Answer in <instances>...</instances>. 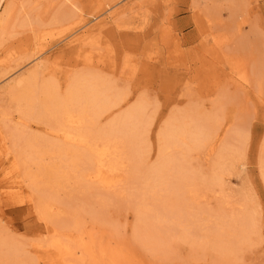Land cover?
<instances>
[{
    "label": "rangeland",
    "instance_id": "374dc122",
    "mask_svg": "<svg viewBox=\"0 0 264 264\" xmlns=\"http://www.w3.org/2000/svg\"><path fill=\"white\" fill-rule=\"evenodd\" d=\"M85 80L112 103L95 122L87 114L95 133L142 110V154L119 141L104 181L92 178L89 149L62 158L46 111V84L60 101ZM172 122L201 127L205 139L187 154L166 149L176 161L153 181ZM55 243L74 255L62 261ZM109 257L264 264V0L0 4V264Z\"/></svg>",
    "mask_w": 264,
    "mask_h": 264
},
{
    "label": "bare ground",
    "instance_id": "6f19581e",
    "mask_svg": "<svg viewBox=\"0 0 264 264\" xmlns=\"http://www.w3.org/2000/svg\"><path fill=\"white\" fill-rule=\"evenodd\" d=\"M2 1L3 0H0V4L2 3ZM30 85L28 84L26 85V87L28 86L30 88ZM82 85L83 87H81L80 85L79 87L73 88L71 91L68 92L66 96L62 97L60 101L58 100L56 101L57 94L56 96H54L51 85L46 84L43 87V93L47 94L48 96L47 99L50 102L48 101L49 104L47 105V108L45 106V108L47 109L45 110L48 112H53L57 116L56 130L59 133L62 132L61 134H58V135L60 136V140L63 141V144L57 145V147H58L59 154L62 155V158L67 156L69 152H72L75 156H78L81 148L89 149L88 150L89 159L92 160V163H94V167L97 168L96 173L95 175L92 176V178L97 179L98 181H104L105 178L107 177V174H110L108 172H112L114 170L116 171L115 169L116 166L114 163L110 162L107 164L104 161L105 156L108 155L110 151H113V152L117 151L116 145L118 144L119 141H124L128 144L130 151L134 158L142 154L143 149L141 148H143L142 143L144 142L142 139L141 125L138 122L141 116L142 110L139 109L135 113H130L128 116H126V118H124L118 124H114L107 128H103L102 130L95 133L92 129L88 128V126L86 125L87 114L89 112L90 113L92 112L94 114L92 122H95V120H97L99 116L107 112L112 107L111 105L112 103L110 102V105H109L110 100H108V98H105L104 96L99 94V92L96 89L95 82H88L85 80ZM27 89L28 88H25L21 90V92L24 98H27L30 100L33 98L35 93L34 91L31 90V88L30 90H27ZM32 108H34V106H32ZM35 109H38V108H35ZM179 124L176 122H172L170 129H168L166 134L162 135L163 136V146L161 149L159 165L151 169V172H150L151 176L154 178L153 181H157L160 178H163V173H164L163 169H165L168 165L176 161V158L169 157L168 155H166V152H165L166 149L174 148V150L180 151L182 153L185 152L187 154L188 151H190L192 147L201 145L204 142L205 135L201 127H196L195 130L189 131L184 126L183 128H181ZM179 166L182 167L183 172L185 173L184 174L185 176L191 179L194 177L193 174L191 175L188 174V170H186L187 167L183 164V161H181V164L179 162ZM213 177L215 178L217 177V180H218L219 175L216 174ZM149 181L151 182V178ZM150 182H149V186H150ZM214 182L211 180V184H213ZM152 185L153 184H151V186ZM193 192H194L193 188H189L187 191L188 194H191ZM243 220L244 219L240 221V224L243 222ZM244 221L247 222L246 220ZM245 222L244 224H247ZM247 225H243L244 229L241 230L242 234L244 233L245 227ZM186 235H187V232L184 233L182 237L184 238ZM230 236H231L230 234L225 236L226 238H229L226 241L228 242V244L231 243ZM54 246L56 250L59 252L58 255L60 254L62 261H63V258L66 257L67 255L69 257L70 255L73 254L72 251L61 248L60 245L57 243H55ZM92 246H93L92 242L85 245L88 251L92 249ZM101 248L102 247H100L99 249H100V256L102 258L106 255V250H103ZM108 252L111 254L112 253L111 249ZM114 255H115L114 253L111 254V257H114ZM68 257L66 258L68 259ZM117 258L121 259L120 257H116L115 263L118 262ZM122 260L123 259H121L120 262ZM111 263L115 264L112 259H111Z\"/></svg>",
    "mask_w": 264,
    "mask_h": 264
}]
</instances>
